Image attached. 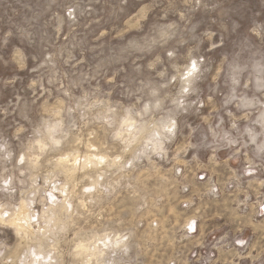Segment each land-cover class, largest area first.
I'll return each instance as SVG.
<instances>
[{
    "label": "rangeland",
    "instance_id": "obj_1",
    "mask_svg": "<svg viewBox=\"0 0 264 264\" xmlns=\"http://www.w3.org/2000/svg\"><path fill=\"white\" fill-rule=\"evenodd\" d=\"M263 206L264 0H0V264H264Z\"/></svg>",
    "mask_w": 264,
    "mask_h": 264
},
{
    "label": "bare ground",
    "instance_id": "obj_2",
    "mask_svg": "<svg viewBox=\"0 0 264 264\" xmlns=\"http://www.w3.org/2000/svg\"><path fill=\"white\" fill-rule=\"evenodd\" d=\"M89 161H90V160H89ZM22 218H24V217H22ZM19 226L22 227L20 224H19Z\"/></svg>",
    "mask_w": 264,
    "mask_h": 264
},
{
    "label": "built area",
    "instance_id": "obj_3",
    "mask_svg": "<svg viewBox=\"0 0 264 264\" xmlns=\"http://www.w3.org/2000/svg\"><path fill=\"white\" fill-rule=\"evenodd\" d=\"M262 210L264 211V206H263Z\"/></svg>",
    "mask_w": 264,
    "mask_h": 264
}]
</instances>
